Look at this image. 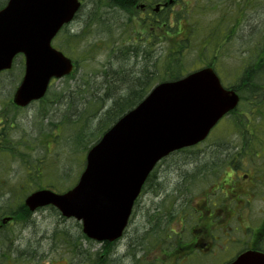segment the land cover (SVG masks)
Masks as SVG:
<instances>
[{
  "label": "rangeland",
  "instance_id": "1",
  "mask_svg": "<svg viewBox=\"0 0 264 264\" xmlns=\"http://www.w3.org/2000/svg\"><path fill=\"white\" fill-rule=\"evenodd\" d=\"M2 2L4 6L7 0ZM126 2L83 0L76 18L53 40L75 61V70L54 78L42 99L26 107L13 102L25 73L23 54L0 72V264H130L124 239L118 245L91 239L81 221L54 206L31 211L28 218L17 211L35 190L64 192L77 184L88 151L117 120L125 97L140 101L156 83L171 79L172 72L181 77L213 65L226 86L238 89L241 101L202 143L173 154L159 170L169 169L171 162L182 171L217 167L208 170L207 179L201 175L192 181L199 189L235 161L237 172L258 178L253 194L264 191V87L249 94L239 85L264 42V0H176L160 13L161 38L155 45L146 37L152 29ZM179 19L186 20L183 25L190 20L187 45L179 43ZM167 20L170 36L162 29ZM205 40L209 45L203 50ZM131 46L139 52H126ZM116 104L118 109L109 114ZM166 177V183H175L176 170ZM246 178L241 180H251ZM263 210L257 200L243 205L240 213L256 221ZM230 230L234 236L241 232ZM235 254L228 253L225 263Z\"/></svg>",
  "mask_w": 264,
  "mask_h": 264
},
{
  "label": "water",
  "instance_id": "2",
  "mask_svg": "<svg viewBox=\"0 0 264 264\" xmlns=\"http://www.w3.org/2000/svg\"><path fill=\"white\" fill-rule=\"evenodd\" d=\"M80 6V0H9L0 10V71L11 68L18 53L26 58L15 104L26 106L42 98L53 76L72 72L73 60L53 47L52 39ZM239 101L237 91L225 88L210 66L158 83L89 150L73 188L63 193L38 189L25 202L31 210L54 205L63 215L82 220L90 238L114 241L123 235L155 164L205 139ZM231 264H264V253L249 250Z\"/></svg>",
  "mask_w": 264,
  "mask_h": 264
},
{
  "label": "flooded vegetation",
  "instance_id": "3",
  "mask_svg": "<svg viewBox=\"0 0 264 264\" xmlns=\"http://www.w3.org/2000/svg\"><path fill=\"white\" fill-rule=\"evenodd\" d=\"M126 1L152 29L146 37L149 44L152 41L155 45L156 37L161 38L157 33L160 13L176 0ZM170 156L149 174L135 201L125 230V260L130 264H229L249 249L264 253V210L256 221H247L240 213L241 207L248 203L259 200L264 204V191L253 194L252 190L258 178L248 172H237L238 163L231 161L213 183L197 189L192 181L201 175L207 179L208 170L217 167L182 171L177 167L179 163L171 162L167 165L169 169L159 170ZM172 169L176 170L177 181L166 183ZM243 176H250L251 180L246 183L247 180H241ZM246 195L250 198L243 197ZM257 196L260 198L256 199ZM230 229L241 232H235L234 236ZM233 251L235 256L225 263L226 255Z\"/></svg>",
  "mask_w": 264,
  "mask_h": 264
},
{
  "label": "trees",
  "instance_id": "4",
  "mask_svg": "<svg viewBox=\"0 0 264 264\" xmlns=\"http://www.w3.org/2000/svg\"><path fill=\"white\" fill-rule=\"evenodd\" d=\"M123 3L125 5V0H123ZM132 6V4H130ZM183 21L186 20H178V29H177V33L179 34V43H184L185 45H187L188 41H190V30L192 29V27H189V23L190 20L187 19V25H183ZM165 24V25H164ZM162 29L163 32L166 33L167 35H171V25H168V21L162 24ZM208 43L212 42V40H207ZM205 40V43L202 45L203 50H205L206 47H208V44ZM124 45V44H122ZM212 47V46H211ZM119 50L121 51H125L124 47H120ZM134 50H136V52H139V48H135ZM252 61H254V64L246 66L245 71H244V76L241 79V83L240 85V90L243 91V93L247 92L250 94V92H257L258 90H262V88L264 87V83L260 82L262 79L264 81V42L263 45L261 46V49L259 51V53H257V56L252 59ZM173 67V65H172ZM181 74H179V72H172V74L170 75L169 78L171 79H176L178 77H180ZM166 80V79H165ZM163 81V80H161ZM146 95H143L142 97H140V99L142 100ZM129 97H131L130 95H128L127 97H125V100L122 101V103L119 106L117 104L108 111L109 114H111L113 111H115L116 109H118V113L119 117H121L125 112H127L129 109H131L132 107H134L137 103H139L140 101H137L134 103V101H130V99H128ZM135 98H137L135 96ZM118 103V102H117ZM118 117V118H119ZM117 118V119H118ZM25 204V203H24ZM22 211V212H21ZM20 215H23V217L28 218V216L30 215V210L29 208L25 205V208L22 207L20 208V211H17Z\"/></svg>",
  "mask_w": 264,
  "mask_h": 264
}]
</instances>
